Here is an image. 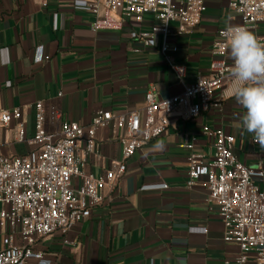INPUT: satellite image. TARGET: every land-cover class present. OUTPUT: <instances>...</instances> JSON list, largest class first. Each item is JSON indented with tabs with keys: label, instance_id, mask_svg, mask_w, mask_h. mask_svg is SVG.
<instances>
[{
	"label": "crops",
	"instance_id": "0c3cea01",
	"mask_svg": "<svg viewBox=\"0 0 264 264\" xmlns=\"http://www.w3.org/2000/svg\"><path fill=\"white\" fill-rule=\"evenodd\" d=\"M228 2L206 0L196 27L179 37L172 32L168 43L176 51L171 57L184 68L179 80L156 49L133 51L138 44L130 39L127 25L92 31L94 16L85 0H0V110L17 108L21 114L18 122L0 128L3 153L15 156L30 150L17 143L16 133L21 124L25 136H33L38 102L44 130L56 134L62 122L87 126L101 110L112 117L141 113L146 92L164 99L208 77L216 32L241 26ZM145 22L143 31L153 21ZM175 27L171 24V31ZM252 32L259 39L264 26ZM226 62L232 63L228 50ZM231 85L229 74L214 93L221 100L219 111L194 119L181 109L174 111L165 134L127 162L122 178L105 190V201L89 218L64 234L39 240L33 249L50 264H232L238 251L223 243L217 208L202 187L205 179L187 185L186 149L190 143L194 153L210 156L212 142L201 128L221 127L233 137L232 150L241 163L264 169V149L243 128L245 110L229 96ZM78 148L82 172L96 178L121 161L118 137L108 128L96 130L92 154L83 156L81 143ZM27 264L37 262L30 259Z\"/></svg>",
	"mask_w": 264,
	"mask_h": 264
},
{
	"label": "built area",
	"instance_id": "2783aa9c",
	"mask_svg": "<svg viewBox=\"0 0 264 264\" xmlns=\"http://www.w3.org/2000/svg\"><path fill=\"white\" fill-rule=\"evenodd\" d=\"M205 1L85 0V8L94 16L92 31L122 30L127 25L130 39L138 44L133 51L156 49L180 80L184 68L173 61L171 55L176 47L168 43L169 38L172 32L179 37L199 24ZM228 7L240 19V27L254 31L264 26V0H229ZM147 19L153 22L143 31L141 27ZM171 24L176 25L174 31ZM228 28L216 32L209 76L197 78L178 95L160 99L148 91L141 113L112 117L110 112L101 110L87 126L62 122L56 134L44 130L43 109L38 102L33 136L27 138L22 125L17 127V143L27 144L30 150L8 156L3 153L0 140V264H27L30 259L37 264H50L33 249L35 244L52 234H64L89 218L105 201V190L122 178L127 162L165 134L174 111L183 110L189 119L202 112L219 111L221 100L214 93L231 74L233 65V61L230 65L226 62L224 33ZM259 40L264 42V36ZM20 117L17 108L0 110V128L18 122ZM99 128H108L118 137L121 161L114 170L96 178L82 172L84 160L78 156V144H82L83 156L92 154ZM201 134L211 140L212 153H194L193 145L187 144V185L193 186L201 177L205 179L202 187L217 208L223 243L234 245L238 251L232 264H264V169H250L241 163L232 150L233 137L223 128L205 125Z\"/></svg>",
	"mask_w": 264,
	"mask_h": 264
},
{
	"label": "clouds",
	"instance_id": "9594fccd",
	"mask_svg": "<svg viewBox=\"0 0 264 264\" xmlns=\"http://www.w3.org/2000/svg\"><path fill=\"white\" fill-rule=\"evenodd\" d=\"M233 61L229 96L245 110L243 128L264 149V42L245 27H229L224 33Z\"/></svg>",
	"mask_w": 264,
	"mask_h": 264
}]
</instances>
